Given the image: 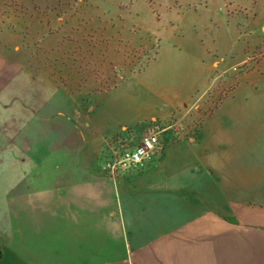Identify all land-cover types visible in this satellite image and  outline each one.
<instances>
[{
    "label": "crops",
    "instance_id": "1",
    "mask_svg": "<svg viewBox=\"0 0 264 264\" xmlns=\"http://www.w3.org/2000/svg\"><path fill=\"white\" fill-rule=\"evenodd\" d=\"M229 11L227 24L238 16ZM194 39L185 88L174 91L156 116L144 119V112L130 108L118 85L101 92L88 114L60 111L59 122L65 130L72 125L73 139L54 148L47 141L33 144L27 135L17 139L21 98L31 109L25 111L29 135L48 116L49 74L33 79L23 71L19 77L36 83L33 88L18 85L14 73L8 90H0V132H9L7 142L0 140V264H150L135 255L138 249L168 264H264V234L220 241L226 238L220 226L264 228V88L251 75L264 57L219 99L218 90L231 83L218 73L229 70L220 66V45L197 33ZM181 76L176 73V83ZM150 120L167 124L164 152L152 155L144 171L105 172L101 155L109 139L127 137L130 126ZM198 120L195 138L176 136L178 126ZM49 150L64 164L58 176L41 170L50 157L42 152ZM132 179H140L136 187ZM18 187L25 195L19 205Z\"/></svg>",
    "mask_w": 264,
    "mask_h": 264
},
{
    "label": "rangeland",
    "instance_id": "2",
    "mask_svg": "<svg viewBox=\"0 0 264 264\" xmlns=\"http://www.w3.org/2000/svg\"><path fill=\"white\" fill-rule=\"evenodd\" d=\"M230 8L238 16L230 18L227 24ZM0 28L4 30L0 34L1 91L8 90L15 72L20 80L18 85L33 88L36 83L31 85L29 78L46 73L50 76V107L48 116L42 118L43 125L32 135L25 131V111L31 109L22 98L17 115V139L24 141L27 135L33 144L47 141L50 148L73 139L72 125L65 130L59 122L60 111L88 114L101 92L118 85L116 91L123 94L130 108L144 112V119L156 116L160 107L170 105L174 91L185 88L191 71L187 65L190 54L197 50L196 33L206 42L213 39L220 45V66L229 68L218 72L223 78L249 72L264 57V0H0ZM176 64L183 66L174 69ZM234 65L240 66L239 73L231 71ZM23 71L29 76L26 80L19 77ZM178 72L184 80L176 83ZM251 75L264 88V64ZM164 94L167 98H163ZM32 114L40 115L36 110ZM159 125L167 124L146 121L130 126L127 137L109 139V147L101 155L103 170L111 175L104 166L120 142L138 140ZM177 128L180 133L176 136H183L187 127ZM8 134L0 132L2 144L7 142ZM42 153L50 156L41 169L43 172L54 177L65 170L61 160L51 158L50 150ZM146 162L142 168L124 173L144 171ZM131 181L136 187L140 179ZM17 191L18 205L23 204L24 189L18 187ZM140 201L147 202L146 196L141 195ZM258 234H264V228L248 223L233 228L220 226V237H226L221 243L229 240L230 235L247 241ZM135 255L150 264H168L167 259L153 256L152 250L138 249Z\"/></svg>",
    "mask_w": 264,
    "mask_h": 264
},
{
    "label": "built area",
    "instance_id": "3",
    "mask_svg": "<svg viewBox=\"0 0 264 264\" xmlns=\"http://www.w3.org/2000/svg\"><path fill=\"white\" fill-rule=\"evenodd\" d=\"M231 71L237 73L240 72V66L234 65L231 68ZM226 76L230 78L231 83L222 90V98L229 94L232 90L234 84L237 82V77ZM223 75H220V77ZM225 77V76H224ZM219 99L220 98V89H219ZM200 126V121H194V123L185 128V131L182 133L183 136L195 138ZM164 126L159 125L157 130L149 131L143 134L138 140H129L127 143L120 142L117 149H113V156L104 166L105 169L111 175H119L128 170L139 169L145 164L146 160L154 154H162L166 146V139L164 138ZM182 131L184 128H181ZM180 133V132H178Z\"/></svg>",
    "mask_w": 264,
    "mask_h": 264
}]
</instances>
